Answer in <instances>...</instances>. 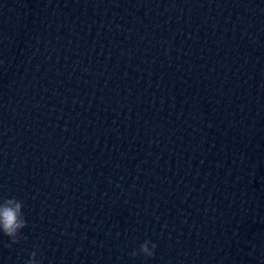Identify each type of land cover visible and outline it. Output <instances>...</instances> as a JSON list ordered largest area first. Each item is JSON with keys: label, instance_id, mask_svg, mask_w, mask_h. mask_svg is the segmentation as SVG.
I'll use <instances>...</instances> for the list:
<instances>
[{"label": "water", "instance_id": "1", "mask_svg": "<svg viewBox=\"0 0 264 264\" xmlns=\"http://www.w3.org/2000/svg\"><path fill=\"white\" fill-rule=\"evenodd\" d=\"M0 198V264H264V0H0Z\"/></svg>", "mask_w": 264, "mask_h": 264}, {"label": "clouds", "instance_id": "2", "mask_svg": "<svg viewBox=\"0 0 264 264\" xmlns=\"http://www.w3.org/2000/svg\"><path fill=\"white\" fill-rule=\"evenodd\" d=\"M28 226L23 213V204L16 198H0V233L8 237L12 244H17L21 240V233ZM11 247V245H9ZM157 245L151 240H146L140 244L137 250L131 252L133 258L144 256L151 259L156 254ZM39 249H35L30 254V259L25 264H39L37 254Z\"/></svg>", "mask_w": 264, "mask_h": 264}]
</instances>
